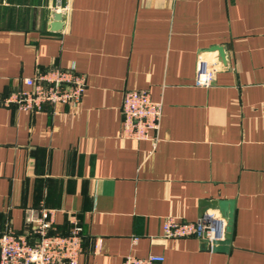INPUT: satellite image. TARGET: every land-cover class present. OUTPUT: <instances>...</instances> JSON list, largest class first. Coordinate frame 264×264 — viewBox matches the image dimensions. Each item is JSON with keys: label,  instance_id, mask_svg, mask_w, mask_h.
<instances>
[{"label": "crops", "instance_id": "crops-1", "mask_svg": "<svg viewBox=\"0 0 264 264\" xmlns=\"http://www.w3.org/2000/svg\"><path fill=\"white\" fill-rule=\"evenodd\" d=\"M0 0V234L81 228L78 264H264V0ZM223 49L214 82L194 84L199 54ZM74 67L72 107L2 105L21 80ZM126 90L160 104L159 127L123 137ZM230 200L225 253L165 238L166 217L194 222L200 202Z\"/></svg>", "mask_w": 264, "mask_h": 264}, {"label": "built area", "instance_id": "built-area-1", "mask_svg": "<svg viewBox=\"0 0 264 264\" xmlns=\"http://www.w3.org/2000/svg\"><path fill=\"white\" fill-rule=\"evenodd\" d=\"M54 10L66 21L69 9L56 0ZM225 58V57H224ZM214 54H199L196 62L194 84L209 87L221 68ZM24 88L11 92L2 101L8 107L14 105L19 111L38 113L44 105L63 104L76 106L85 89L84 75L75 68H51L36 72L21 80ZM122 135L128 139L144 140L159 127L161 106L150 99L145 90H126L120 107ZM227 220L217 210L208 209L194 222L166 217L162 224L165 238L193 237L205 243L209 250L225 239ZM54 230L52 212L43 210L33 226L24 233L6 228L0 234V264H78L81 252V228L73 223L67 235L50 233ZM163 258L149 255L145 258L126 256L122 264H156Z\"/></svg>", "mask_w": 264, "mask_h": 264}, {"label": "water", "instance_id": "water-1", "mask_svg": "<svg viewBox=\"0 0 264 264\" xmlns=\"http://www.w3.org/2000/svg\"><path fill=\"white\" fill-rule=\"evenodd\" d=\"M61 17L59 14L55 15L54 17V23L51 25V28L53 31H57L61 28ZM217 51L218 59L221 63L225 62L223 49L220 47H212L210 51ZM200 208L201 213L200 216L203 215V213L208 210H217L220 214L224 215V217L227 220V226H226V235L223 242L218 243L216 246L212 247L210 250L215 253H225L228 249L229 243H230V236H231V230H232V224H233V218H234V203L230 200H213V201H206L203 200L200 202ZM201 246L204 250L209 249L208 246L205 243H201Z\"/></svg>", "mask_w": 264, "mask_h": 264}]
</instances>
